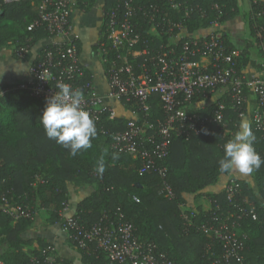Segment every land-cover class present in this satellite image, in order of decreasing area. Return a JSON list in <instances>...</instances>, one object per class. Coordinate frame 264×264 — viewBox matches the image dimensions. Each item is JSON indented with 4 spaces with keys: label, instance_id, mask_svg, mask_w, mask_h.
<instances>
[{
    "label": "trees",
    "instance_id": "16d2710c",
    "mask_svg": "<svg viewBox=\"0 0 264 264\" xmlns=\"http://www.w3.org/2000/svg\"><path fill=\"white\" fill-rule=\"evenodd\" d=\"M40 1L4 3L0 0V48L10 41L15 47L28 50L36 41L48 36L42 27L27 30L38 16ZM122 1L104 0L100 30L104 28V13ZM138 1L145 6L156 5L158 13H153L154 16L166 14L178 22L185 29L180 43L191 40L193 37L189 35L210 25L213 20L220 25L240 16L254 38L256 27L263 23V17L257 15L264 11L261 0H249L247 10L239 0H175L183 2L176 9L171 8V0ZM91 2L77 0V6L88 7ZM137 20L141 36L148 38L146 19L140 16ZM221 37L228 51L235 49L227 35L222 34ZM153 41L158 44L166 41V37L153 38ZM257 48L261 53L258 45ZM13 56L19 58L14 52ZM234 60L236 73L243 75V67L252 63L248 42ZM85 72L86 77L90 70ZM17 83L0 88V198L4 196L9 204L29 214L15 220L0 213V240L11 248L10 252L0 255L3 264H54L46 256L45 249L50 247L48 242L39 237L23 239L22 233L37 218L47 224L62 221V212L69 200V185L94 187L71 214L79 223L90 226L97 222L109 225L119 220L128 221L140 241L155 244L156 255L163 253L176 264H225L220 242L214 235L205 233L202 225L233 228L242 242L238 254L244 263L264 264V164L250 174L256 183L255 188L245 179L229 175L228 178H237L240 184L231 200L226 198L224 187L219 192L205 190L221 176L229 174L219 171L218 161L224 155V144L238 130L241 119L240 110L230 105L226 89L221 88L223 93L219 97L215 95L216 91L199 94L192 100H204L205 106L197 109L200 114L206 113L209 106L225 102L224 125L216 127L210 135L173 134L168 154L164 158L156 157L154 168L139 173L141 162L112 146L113 133L125 127L127 116L123 112L102 120L99 127L106 128L108 134L102 135L96 126L97 135L92 139L91 148L74 157L69 149L47 137L39 119L45 107L44 101L24 89L15 88ZM149 105L147 115L138 110L140 117L146 116L147 121L153 123L163 121L165 112L160 99L154 97L149 100ZM251 130L256 138L254 148L264 158V135L252 126ZM102 155L106 170L100 174L96 170V162ZM158 169H164L162 174ZM165 184L172 190L170 198L164 195ZM133 196L138 201H134ZM204 201L208 207L204 206ZM250 209L259 214V220L250 218ZM23 246L35 247L28 254ZM95 247L92 244L88 250L77 249L81 262L110 264L102 251L93 250ZM232 262L235 263L234 260ZM63 264L72 263L63 259Z\"/></svg>",
    "mask_w": 264,
    "mask_h": 264
},
{
    "label": "built area",
    "instance_id": "2783aa9c",
    "mask_svg": "<svg viewBox=\"0 0 264 264\" xmlns=\"http://www.w3.org/2000/svg\"><path fill=\"white\" fill-rule=\"evenodd\" d=\"M18 1L3 0L4 3ZM181 3L171 0L170 6L176 9L182 6ZM38 6V16L27 26V30L42 27L49 37L59 39L39 50L29 66V79L18 82L14 87L28 91L45 104L49 96L59 91V82L80 89L83 93L81 106L90 113L98 127L105 118L117 115L112 102L120 104L127 116L126 123L124 129L113 133L112 146L138 159L141 162L139 173L154 168L156 157L164 158L168 154L173 134L210 135L216 127L224 125L226 103L209 106L206 113L200 114L193 109L192 101L199 94L226 89L230 105L240 110V117L245 114L248 94L252 95L251 126L264 135V74L250 78L238 75L234 58L239 51H228L222 34L212 31L204 37H193L180 43L184 38L180 32L183 27L166 14L154 16L153 13H158L156 5L145 6L138 0L119 2L104 13V28L100 30L94 46L107 86V90L100 93L95 74L90 71L85 77L87 68L80 61L78 45L80 36L70 25L77 0H41ZM185 9L190 11L187 6ZM257 15L263 17V23L256 27L255 39L264 53V11ZM140 16L146 19L148 38H143L139 32L137 19ZM211 24H217L216 20ZM162 36L166 37V41L155 44L153 38L161 39ZM26 51L24 47L14 48L17 57H22ZM201 59L207 60L205 66L200 64ZM154 97L160 99L165 112L164 120L155 123L138 114L141 110L147 115L149 100ZM99 132L108 134L103 127H99ZM163 171L158 169L161 174ZM239 189L238 179L228 178L224 185L226 198L231 200ZM163 191L166 197H172L168 185H164ZM133 200L138 201V198L133 196ZM0 213L8 214L15 220L29 214L9 204L4 196L0 198ZM248 214L252 220H259V214L253 209ZM60 224L75 248L88 250L94 244L96 247L93 250L102 251L110 264H176L163 253L156 255L155 244L140 241L128 221L119 220L109 225L97 222L84 226L74 216L68 215L63 216ZM201 227L220 242L225 264H245L238 254L242 242L233 228L227 229L223 225L219 228ZM0 264L3 263L0 261Z\"/></svg>",
    "mask_w": 264,
    "mask_h": 264
},
{
    "label": "crops",
    "instance_id": "0c3cea01",
    "mask_svg": "<svg viewBox=\"0 0 264 264\" xmlns=\"http://www.w3.org/2000/svg\"><path fill=\"white\" fill-rule=\"evenodd\" d=\"M264 2V0H261ZM104 0H92L88 7H75L72 10L70 25L72 30L77 32L80 36V61L83 66L93 74H95V83L100 93H104L107 90L105 79L102 73V66L99 62L94 46L95 42L99 38L100 27L102 24L103 14L102 5ZM240 5L244 10L248 9L249 0H239ZM215 31L220 34L228 36L232 44L235 46L234 50L242 49L248 42L250 56L252 63H247L242 71L243 75L250 78L255 75L264 74V53L259 52L254 37H251L246 22L242 17L237 16L231 20H228L222 24H210L208 26L201 27L189 36L191 37H204L210 32ZM181 34L184 36L185 29L183 28ZM57 37H44L36 41L26 53L19 58L13 56V49L15 45L10 41L0 48V88L5 84H11L15 82H21L29 79V66L36 57V54L41 48L46 45H50L58 40ZM200 64L205 66L207 60L201 59ZM223 90L220 89L215 95L218 97ZM223 93V92H222ZM117 112H122V106L116 102H112ZM254 106V100L252 96L248 95V102L244 116L250 120V111ZM205 106L204 100H199L193 103V109H202ZM234 175L239 178L248 181L252 188L256 187V183L251 175H244L237 171H232L228 175L221 176L218 181L207 187V191H222L226 179L229 175ZM69 200L66 205L63 216H68L74 213L78 202L88 195L92 190L91 185L75 186L69 185ZM205 207H208L207 202H203ZM264 205V204H263ZM23 239L30 238H42L45 242L50 244L48 259L56 261L58 259L70 260L72 264H83L77 248L69 242L67 233L62 229L60 222L55 224H47L40 219H35L33 223L27 227L22 233ZM35 247V246H34ZM53 256L56 258H53Z\"/></svg>",
    "mask_w": 264,
    "mask_h": 264
},
{
    "label": "clouds",
    "instance_id": "9594fccd",
    "mask_svg": "<svg viewBox=\"0 0 264 264\" xmlns=\"http://www.w3.org/2000/svg\"><path fill=\"white\" fill-rule=\"evenodd\" d=\"M57 88L59 91L46 99L39 119L47 137L69 149L70 155L75 157L82 150L91 148L92 139L97 135L96 123L81 106L83 93L80 89L63 82H59ZM255 139L250 120L242 115L238 130L224 144V155L218 161L219 171L250 175L254 170H259L264 158L254 148ZM113 158H116V154H113ZM96 170L100 174L106 170L103 155L96 162Z\"/></svg>",
    "mask_w": 264,
    "mask_h": 264
},
{
    "label": "rangeland",
    "instance_id": "374dc122",
    "mask_svg": "<svg viewBox=\"0 0 264 264\" xmlns=\"http://www.w3.org/2000/svg\"><path fill=\"white\" fill-rule=\"evenodd\" d=\"M13 52H14V49H13ZM64 211V210H63ZM63 213V212H62ZM39 219V218H37ZM24 250L28 253V254H31V250L32 248L34 247H28V246H23ZM49 247H47L45 250H46V256H47V259H48V255H49V250H47ZM11 248L9 246H7L2 240H0V255L2 254H5V253H8L10 252ZM53 258H55L53 256ZM56 259V258H55ZM49 261H51L50 259H48ZM53 262L54 264H63V259H58L56 261H51Z\"/></svg>",
    "mask_w": 264,
    "mask_h": 264
}]
</instances>
